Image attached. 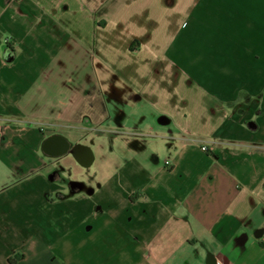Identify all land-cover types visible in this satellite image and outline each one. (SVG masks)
<instances>
[{"label":"crops","instance_id":"1","mask_svg":"<svg viewBox=\"0 0 264 264\" xmlns=\"http://www.w3.org/2000/svg\"><path fill=\"white\" fill-rule=\"evenodd\" d=\"M216 260L264 264V0H0V264Z\"/></svg>","mask_w":264,"mask_h":264},{"label":"rangeland","instance_id":"2","mask_svg":"<svg viewBox=\"0 0 264 264\" xmlns=\"http://www.w3.org/2000/svg\"><path fill=\"white\" fill-rule=\"evenodd\" d=\"M95 167H96V165L94 164L92 166H88L86 168H82L81 173H82V175H84L83 178H85L87 180V177L95 171L94 170ZM66 171H67V174H68V172L70 171V169H67Z\"/></svg>","mask_w":264,"mask_h":264},{"label":"water","instance_id":"3","mask_svg":"<svg viewBox=\"0 0 264 264\" xmlns=\"http://www.w3.org/2000/svg\"><path fill=\"white\" fill-rule=\"evenodd\" d=\"M59 136L58 135H52L50 137H48L46 140H45V144L46 145H50L51 141H53L55 138H58Z\"/></svg>","mask_w":264,"mask_h":264},{"label":"built area","instance_id":"4","mask_svg":"<svg viewBox=\"0 0 264 264\" xmlns=\"http://www.w3.org/2000/svg\"><path fill=\"white\" fill-rule=\"evenodd\" d=\"M201 149L204 150V151H207V148L205 146H201ZM166 164H168L166 162ZM217 264H225L224 262L220 261V260H216Z\"/></svg>","mask_w":264,"mask_h":264},{"label":"trees","instance_id":"5","mask_svg":"<svg viewBox=\"0 0 264 264\" xmlns=\"http://www.w3.org/2000/svg\"><path fill=\"white\" fill-rule=\"evenodd\" d=\"M10 260V259H9Z\"/></svg>","mask_w":264,"mask_h":264}]
</instances>
